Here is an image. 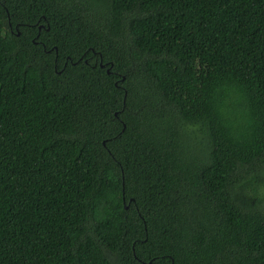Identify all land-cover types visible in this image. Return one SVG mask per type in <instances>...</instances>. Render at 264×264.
Wrapping results in <instances>:
<instances>
[{
    "label": "trees",
    "instance_id": "16d2710c",
    "mask_svg": "<svg viewBox=\"0 0 264 264\" xmlns=\"http://www.w3.org/2000/svg\"><path fill=\"white\" fill-rule=\"evenodd\" d=\"M0 264H264V0H0Z\"/></svg>",
    "mask_w": 264,
    "mask_h": 264
},
{
    "label": "rangeland",
    "instance_id": "374dc122",
    "mask_svg": "<svg viewBox=\"0 0 264 264\" xmlns=\"http://www.w3.org/2000/svg\"><path fill=\"white\" fill-rule=\"evenodd\" d=\"M113 202H114V204H118L119 199H118L117 197H115V198L113 199Z\"/></svg>",
    "mask_w": 264,
    "mask_h": 264
}]
</instances>
